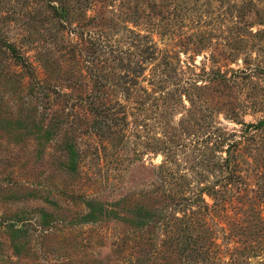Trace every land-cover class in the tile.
Listing matches in <instances>:
<instances>
[{"label": "rangeland", "instance_id": "rangeland-1", "mask_svg": "<svg viewBox=\"0 0 264 264\" xmlns=\"http://www.w3.org/2000/svg\"><path fill=\"white\" fill-rule=\"evenodd\" d=\"M0 264H264V0H0Z\"/></svg>", "mask_w": 264, "mask_h": 264}, {"label": "trees", "instance_id": "trees-1", "mask_svg": "<svg viewBox=\"0 0 264 264\" xmlns=\"http://www.w3.org/2000/svg\"><path fill=\"white\" fill-rule=\"evenodd\" d=\"M261 122H263V121H261ZM260 124H263V123H260ZM214 191H216V190H214ZM192 248V247H191Z\"/></svg>", "mask_w": 264, "mask_h": 264}]
</instances>
